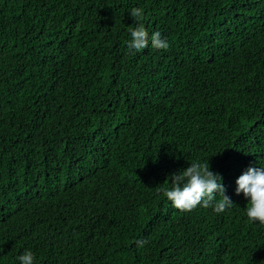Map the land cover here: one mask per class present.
Masks as SVG:
<instances>
[{"label":"trees","instance_id":"trees-1","mask_svg":"<svg viewBox=\"0 0 264 264\" xmlns=\"http://www.w3.org/2000/svg\"><path fill=\"white\" fill-rule=\"evenodd\" d=\"M190 161L225 212L163 195ZM260 165L264 0H0V264H264L235 192Z\"/></svg>","mask_w":264,"mask_h":264},{"label":"clouds","instance_id":"clouds-1","mask_svg":"<svg viewBox=\"0 0 264 264\" xmlns=\"http://www.w3.org/2000/svg\"><path fill=\"white\" fill-rule=\"evenodd\" d=\"M140 14L139 10L133 9L128 16L131 21L137 22ZM127 35L126 48L130 52L145 49L149 41L153 49L166 50L170 46L159 31L148 36L142 27H137ZM209 164L190 161L188 167L171 174V187L162 189V192L174 208L192 210L198 206L211 207L215 213L220 214L233 205V200L226 194L222 174L214 172ZM236 185V194H243L248 201L246 217L253 223L264 224V166H249L237 178ZM217 196L222 198L218 200ZM17 260L19 264H35V254L32 250H25Z\"/></svg>","mask_w":264,"mask_h":264}]
</instances>
